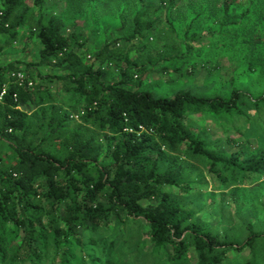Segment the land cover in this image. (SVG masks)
Here are the masks:
<instances>
[{"label":"trees","instance_id":"16d2710c","mask_svg":"<svg viewBox=\"0 0 264 264\" xmlns=\"http://www.w3.org/2000/svg\"><path fill=\"white\" fill-rule=\"evenodd\" d=\"M65 1L0 0V51L24 26L26 40L38 44L32 61L0 64V264H228L229 252L244 249L237 264H264V225L250 211L235 213L229 233L225 204L219 199L208 212L213 193L201 196L207 184L192 178L199 169L188 163L198 162L216 190L263 177L264 147L249 148L247 139L240 147L227 135L234 146L227 151L189 118L237 119L241 105L264 106V92L253 97L232 80L226 95L213 97L181 86L168 95L143 89L156 64L122 57L114 44L143 37L162 6L176 0H135L130 29L123 31L117 15L113 39L98 44L74 31L81 11L66 13ZM215 1L213 38L214 29L241 26L251 2L264 4ZM189 25L181 49L161 56L179 62L161 67L177 82L197 71L187 58L203 36H186ZM261 36L241 34L238 42ZM205 212L217 221L204 220Z\"/></svg>","mask_w":264,"mask_h":264},{"label":"rangeland","instance_id":"374dc122","mask_svg":"<svg viewBox=\"0 0 264 264\" xmlns=\"http://www.w3.org/2000/svg\"><path fill=\"white\" fill-rule=\"evenodd\" d=\"M234 1L240 6L245 2V0ZM157 2L158 0H146V3L150 4ZM207 3L211 8L206 7ZM217 5L218 1L212 3V0H176L172 4L165 3L161 11L156 13L152 28L144 33L143 37L133 38L126 43L117 41L114 44L115 47L119 48L122 57L128 55L136 63L150 61L156 64L148 67L144 81L142 79L143 89L168 95L174 87L181 86V88L188 89L197 95L213 97L226 95L229 81L232 80L253 97L264 92V4L251 2L250 6L253 10L250 11V14L248 13L247 20L241 26L229 32L228 29L231 28L224 27L220 32L214 29L216 36L213 38L207 34L212 31L210 27L215 26L212 12ZM135 8V0H66L63 10L66 13L81 11V15L75 21L74 31H79L87 36L88 43L98 44L104 37H106L105 40L113 39L111 29L117 24V15L124 17L126 23L123 31H128ZM202 10L206 15L210 14L208 19H205V15L200 14ZM202 16H205L204 19ZM187 25L189 26L186 36L193 31L195 36L202 35L203 40L201 44L192 43L191 55L187 58L193 61L197 71L192 75L181 77L180 81L177 82L174 81L172 73L162 72L161 67L166 65L177 66L179 62L165 58L161 60V56L165 51L170 52L174 48L181 49L179 40L184 36ZM27 29L26 26L20 27L17 30L15 41L10 42L0 51V64L17 59L26 61L35 59L38 44L33 38L26 40ZM120 32L122 31L120 30ZM253 33H259L262 36L258 41L252 42ZM223 34L225 37L222 39L221 35ZM241 34L246 39L251 38L252 41L238 42ZM2 39L0 38V41ZM141 42L144 46L142 51H138L142 46ZM135 50L138 52H134ZM86 59L89 60L90 58L86 56ZM248 62L250 63L248 66H252V69L255 68V71L252 72L246 68ZM109 65L112 67L113 63ZM240 107L243 112L237 119L226 117L217 122L213 117L201 112L193 114L189 118V122L194 130L204 131L212 142L220 143L219 147L227 151L234 147L225 142L227 135L240 141L238 145L240 147H245L241 140L247 139L249 148H263L264 106L253 109L244 104ZM216 145L218 146V144ZM188 163L199 169L194 173L195 175H192V178L199 176L207 184L201 196H211L209 194L213 193L208 212L214 211L213 207L220 202L219 199L225 204V212L222 216L224 220L230 221L228 224L229 233H233L236 228L237 216L235 213L244 215L250 211L253 215L250 216V219L257 224L264 225V176L243 186H229L223 191L216 190L212 188V178H209L198 162L188 160ZM231 189H236L232 195ZM221 192L224 193L223 196H220ZM201 216L206 221H213V223L217 221L215 215H209L206 212ZM145 241L147 242V240ZM247 255V249L242 250L237 255L229 252L228 264L240 263Z\"/></svg>","mask_w":264,"mask_h":264},{"label":"built area","instance_id":"2783aa9c","mask_svg":"<svg viewBox=\"0 0 264 264\" xmlns=\"http://www.w3.org/2000/svg\"><path fill=\"white\" fill-rule=\"evenodd\" d=\"M13 76H15V78L19 81L22 80V74L20 72L15 73V75H13ZM27 85H30V82H28ZM2 94H3V90L0 91V98H1Z\"/></svg>","mask_w":264,"mask_h":264}]
</instances>
